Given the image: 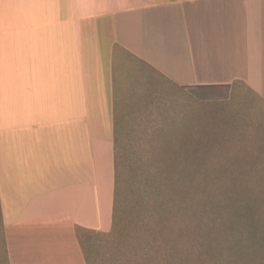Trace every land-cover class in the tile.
Returning <instances> with one entry per match:
<instances>
[{"label": "crops", "instance_id": "1", "mask_svg": "<svg viewBox=\"0 0 264 264\" xmlns=\"http://www.w3.org/2000/svg\"><path fill=\"white\" fill-rule=\"evenodd\" d=\"M235 85L264 95V0H0L7 263L91 264L80 234L203 162L205 91Z\"/></svg>", "mask_w": 264, "mask_h": 264}, {"label": "rangeland", "instance_id": "2", "mask_svg": "<svg viewBox=\"0 0 264 264\" xmlns=\"http://www.w3.org/2000/svg\"><path fill=\"white\" fill-rule=\"evenodd\" d=\"M205 109L203 175L200 165L175 170L164 162L160 169H142L135 183L120 185L110 233L80 234L91 264H264V95L239 85L207 89ZM195 180L208 183L205 196L192 185ZM230 190L247 199L237 204L239 214L253 212L256 228L249 242L254 246L243 252L233 247L220 255L210 219L221 215L204 209V201L212 198L224 211ZM224 219L228 224L235 220ZM240 224H249V219L241 218ZM245 240H237V247ZM0 264H8L1 215Z\"/></svg>", "mask_w": 264, "mask_h": 264}, {"label": "trees", "instance_id": "3", "mask_svg": "<svg viewBox=\"0 0 264 264\" xmlns=\"http://www.w3.org/2000/svg\"><path fill=\"white\" fill-rule=\"evenodd\" d=\"M206 152L204 153V162H202L200 160V164H193L195 165V167H197L198 165H200V169H201V174L203 175V170L206 167L205 166V161H206ZM205 166V167H204ZM195 167H192L193 169H195ZM175 170H179L181 168H173ZM181 173V172H179ZM192 175H196V173L191 172ZM207 173V172H206ZM199 174V171H198ZM195 180L194 182H191L192 185H197L199 186V188H201V192L203 190V196H205L204 191H205V185H207L208 183H202V181H198ZM233 185L238 184V181H231ZM169 183L171 184H181L180 181H170ZM229 183V182H228ZM161 184H164L163 182H161ZM158 185H156L157 187ZM198 188V190H200ZM233 189H235V186H233ZM232 189V190H233ZM230 190V191H232ZM264 190V188H263ZM244 195L240 194V193H236L233 192L230 195V198H226L228 201V205L225 208L224 211H221L217 204H219V202H213L212 198H206L204 201V209H208L209 207H211L212 210H216L219 211V215L221 216H216L214 217V219L212 220V217L210 219V222L213 221V225H215V227L213 228V225L211 227V231L218 237V240L215 242V245L219 246L220 249V255L223 254L224 251H226L227 249H231L233 247L237 248L238 252H243L244 249L249 248V247H253L254 245L252 244L253 242H249L250 238L252 237V235L254 234V230L256 228L255 226V222H254V218H253V212L248 213V214H239V212L236 211L237 208V204H240V202H242L243 200H247V199H243ZM204 199V198H203ZM254 200V199H251ZM202 204H203V200H202ZM200 213V210H199ZM116 214V211H115ZM245 217L246 219H249V224L242 226V224H240V219ZM224 218H227L228 220H232L235 219L232 223L228 224L226 222V220ZM115 220H116V215L114 216V224H115ZM238 220V221H237ZM218 222V225H216L215 223ZM251 224V225H250ZM240 231L239 233L236 232ZM113 232V231H112ZM110 233V232H109ZM251 236H248L250 235ZM246 238L245 241L242 242V247L239 248L238 243H236L237 240H240L241 238ZM256 238V237H255ZM223 244L220 245V241ZM211 247V245H210Z\"/></svg>", "mask_w": 264, "mask_h": 264}]
</instances>
